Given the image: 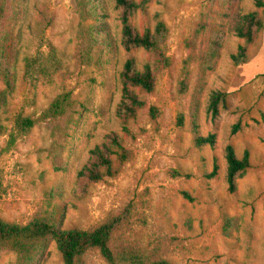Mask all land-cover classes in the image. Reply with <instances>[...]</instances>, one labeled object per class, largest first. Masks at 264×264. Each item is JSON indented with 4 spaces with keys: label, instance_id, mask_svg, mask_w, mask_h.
I'll return each mask as SVG.
<instances>
[{
    "label": "rangeland",
    "instance_id": "374dc122",
    "mask_svg": "<svg viewBox=\"0 0 264 264\" xmlns=\"http://www.w3.org/2000/svg\"><path fill=\"white\" fill-rule=\"evenodd\" d=\"M255 1L150 0L139 8L131 17L139 32L166 23L171 63L145 96L148 105L159 108V117L152 119L143 108L126 130L117 117L121 71L130 56L143 68L150 53L122 46L116 0H96L107 15L111 47L92 48L90 62L82 57L87 46L80 29L95 17H84L81 0H17L22 10L10 25L15 88L0 110V218L25 224L54 213L64 228L88 229L126 214L110 243L119 264H264V28L249 45L245 64L232 59L244 43L233 31L236 12L258 10L264 17V7ZM218 35L221 47L202 76L203 57ZM49 44L62 68L28 79L26 60L47 53ZM215 90L228 94V106L212 118L207 109ZM66 91L72 94L71 110L44 116ZM19 114L35 119L25 135L15 125ZM194 129L215 133V144L196 146ZM114 131L132 150V159L116 177L77 196L78 171L90 150ZM228 145L240 157L246 150L250 154L251 165L234 192L227 182ZM84 260L108 264L96 247ZM0 264H18L17 253L0 251ZM30 264H63L55 241L46 242Z\"/></svg>",
    "mask_w": 264,
    "mask_h": 264
},
{
    "label": "trees",
    "instance_id": "16d2710c",
    "mask_svg": "<svg viewBox=\"0 0 264 264\" xmlns=\"http://www.w3.org/2000/svg\"><path fill=\"white\" fill-rule=\"evenodd\" d=\"M150 0H116V8L120 10L121 44L126 51L133 49H145L150 53V59L139 68L136 58L130 56L124 63L121 71L122 98L117 106V117L128 130L127 125L138 116L143 108H148L152 119L159 117L160 110L154 105H148L145 96L155 89L158 74L170 63V57L166 51V39L168 27L164 21H159L155 28H147L139 32L131 21L132 15L139 8H143ZM257 7H264V0L255 1ZM84 17H95L92 23L84 25L80 31L87 50L82 51V57L87 62L92 60V48L105 45L109 50L111 42L108 25L104 20L106 13H101L102 6L96 0H81ZM17 0H0V82L4 85L0 88V110L8 104V96L15 88L16 81V55H13L14 47L11 42L13 32L10 29L16 14L20 13ZM264 28V17L258 10L242 11L235 14L233 23L234 34L243 39L237 52L232 54L235 65H242L248 61V47L255 42L259 33ZM221 47V37H211V44L203 57L200 73L204 76L212 59L218 54ZM62 68V62L56 48L49 44L47 53L40 51L35 56L26 60L24 75L28 79L39 76H48L58 72ZM187 87L186 80H181V88ZM73 106V98L70 91L59 94L44 111L46 117H56L67 113ZM228 106V94L221 90H215L210 94L208 114L216 118L222 108ZM35 119L19 114L15 125L20 135L27 134L34 126ZM196 123L194 128H196ZM194 142L196 146L214 145L216 134L201 135L194 129ZM132 150L129 149L118 132L108 133L104 140L90 150L88 161L77 173V182L74 194L84 197L88 194L93 183L116 177L126 163L132 159ZM227 182L231 192L237 190L238 179L244 175L250 167V154L246 150L243 156H239L232 145L226 147ZM216 174V169L209 173ZM3 181L0 170V193ZM184 194L188 195L187 192ZM126 220V214L110 217L105 222L94 228H64L62 222L54 214H40L33 217L25 224L9 222L0 218V251L10 250L18 255V264H30L40 251L42 246L50 241H55L62 255L63 264H85L84 256L90 248L100 250L102 257L108 264H119L111 248V239L114 231ZM232 220L227 223L231 225ZM229 225L225 228L228 233ZM131 264H140L133 261ZM151 264H172L168 260H158Z\"/></svg>",
    "mask_w": 264,
    "mask_h": 264
}]
</instances>
